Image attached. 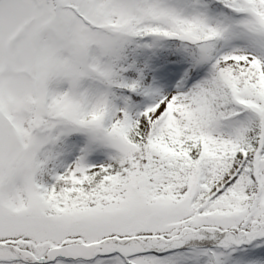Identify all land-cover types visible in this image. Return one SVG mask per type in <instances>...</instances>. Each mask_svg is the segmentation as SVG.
Returning <instances> with one entry per match:
<instances>
[{
  "label": "snow or ice",
  "instance_id": "1",
  "mask_svg": "<svg viewBox=\"0 0 264 264\" xmlns=\"http://www.w3.org/2000/svg\"><path fill=\"white\" fill-rule=\"evenodd\" d=\"M0 264H264V0H0Z\"/></svg>",
  "mask_w": 264,
  "mask_h": 264
}]
</instances>
